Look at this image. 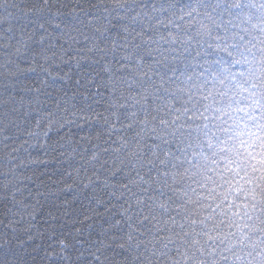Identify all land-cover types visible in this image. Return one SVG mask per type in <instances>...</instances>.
Instances as JSON below:
<instances>
[{"label": "trees", "instance_id": "1", "mask_svg": "<svg viewBox=\"0 0 264 264\" xmlns=\"http://www.w3.org/2000/svg\"><path fill=\"white\" fill-rule=\"evenodd\" d=\"M0 196V264L65 200L67 264H264V0H0Z\"/></svg>", "mask_w": 264, "mask_h": 264}, {"label": "snow or ice", "instance_id": "2", "mask_svg": "<svg viewBox=\"0 0 264 264\" xmlns=\"http://www.w3.org/2000/svg\"><path fill=\"white\" fill-rule=\"evenodd\" d=\"M85 187H87V185H85ZM73 186L72 185H66L65 186V191L72 189ZM17 191H23V189H15L14 191L11 192V195H8L7 199L8 200H15L16 199V192ZM31 189H29L28 195H31ZM47 195H55L54 192L49 191V192H45V191H37L36 192V196H35V203L31 204V205H25V208L31 207L32 211H28L25 212V214L23 216L19 215L18 213H13V216L16 217L15 219L11 220L8 222V224H6L5 226L8 227L9 229H11L12 231H15L16 228L15 226L17 224H19L21 222V220L23 219H29L31 221H35L36 220V215L39 212V209L37 208V205L40 204V198L41 197H45ZM4 199L3 196H0V201H2ZM27 199V197L25 198ZM17 203H22V201H17ZM63 203V212H62V216H63V220L60 223H57L58 220L61 219V217L57 214L56 211L53 210H49L47 213V219L45 220V223L48 225V228L51 229V231H48V238L50 241H52L53 245L59 246L60 248V252H48L46 250V255L49 258V261L55 260V259H62L66 262L67 264V260H68V249L71 247L66 239V236L68 235L67 233H63L62 235H60L59 239H57V232L56 229H60L63 230L64 228V222L67 220V218L71 215L69 209H68V205L70 203V201L65 200L62 202ZM100 201H97V204H99ZM57 208H59V205H57ZM9 212L12 211L11 208L8 209ZM19 217V218H17ZM84 220L89 219V217L85 216L83 218ZM0 223H3V221H0ZM80 223H83V220L80 221ZM35 226V224L30 223L29 224V228L25 229V231H28L29 229L33 228ZM89 227H91V225H89ZM75 232L77 234H79L80 232V228L76 227ZM43 237V234H41ZM36 237L33 235H29L27 237V240L29 242L33 241ZM77 243H80V241L78 240ZM2 246V245H0Z\"/></svg>", "mask_w": 264, "mask_h": 264}, {"label": "clouds", "instance_id": "3", "mask_svg": "<svg viewBox=\"0 0 264 264\" xmlns=\"http://www.w3.org/2000/svg\"><path fill=\"white\" fill-rule=\"evenodd\" d=\"M225 155H227V153H225ZM231 194V193H230ZM237 198H239V196H237Z\"/></svg>", "mask_w": 264, "mask_h": 264}]
</instances>
